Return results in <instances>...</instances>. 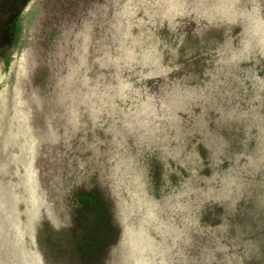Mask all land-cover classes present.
<instances>
[{
    "label": "rangeland",
    "instance_id": "1",
    "mask_svg": "<svg viewBox=\"0 0 264 264\" xmlns=\"http://www.w3.org/2000/svg\"><path fill=\"white\" fill-rule=\"evenodd\" d=\"M0 264H264V0H28Z\"/></svg>",
    "mask_w": 264,
    "mask_h": 264
},
{
    "label": "trees",
    "instance_id": "2",
    "mask_svg": "<svg viewBox=\"0 0 264 264\" xmlns=\"http://www.w3.org/2000/svg\"><path fill=\"white\" fill-rule=\"evenodd\" d=\"M28 0H0V11L2 6L8 7L3 14L0 12V58L1 53L11 45L15 39L16 25L23 6ZM6 13V14H5Z\"/></svg>",
    "mask_w": 264,
    "mask_h": 264
}]
</instances>
